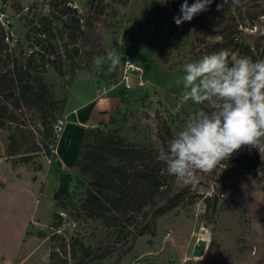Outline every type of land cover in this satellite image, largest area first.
<instances>
[{
  "label": "rangeland",
  "instance_id": "1",
  "mask_svg": "<svg viewBox=\"0 0 264 264\" xmlns=\"http://www.w3.org/2000/svg\"><path fill=\"white\" fill-rule=\"evenodd\" d=\"M16 2L20 11L11 0H0V13L9 20L6 42L10 47L21 42L27 55L37 52L32 29L46 24L49 30L38 37L48 39L46 44L54 52L52 59L61 61L62 73H59L54 64L40 55L34 58L33 76L40 77L56 102L54 109L47 107L52 109L53 117L64 122L65 104L61 102L66 101L78 75L96 81L101 94L118 93L117 108L106 121H99L88 130L101 128L135 144L161 148L157 136L160 119L175 136L191 115L202 110L204 104L182 98L184 65L204 56L200 39L219 40L217 27L204 35L188 23L170 33L173 7L165 0H130L125 6L106 0L103 14L93 22L99 41V46L93 48L83 45L72 13L64 10L65 0ZM76 2L77 16H82L86 0ZM251 2L239 1L240 11L244 12ZM259 5L264 8V2ZM246 24L245 35L264 34V17L253 26ZM113 48L122 53L119 66L109 70V62H105L98 69L95 59L106 56ZM127 59L142 69L141 73L129 76L131 90H125L121 83ZM139 77L144 81L143 87L137 86ZM83 87L77 83L75 88L78 92ZM36 119L42 132L38 113ZM16 129L10 123L0 129V264H75L78 254H74L69 244L63 247L62 240L67 243L78 238L85 246H96L112 239V231L84 215L76 220L70 208L55 207L54 194L62 175L70 177L69 195L76 194L72 196L74 203L85 194V185L76 169L64 171L56 160V143L61 133H54L53 144L48 145L49 154L44 148L30 164L14 165L7 156L6 146L9 135ZM37 137L42 141L41 133ZM228 161L210 173H197V182L193 184L178 179L179 187L188 188L184 201L160 216L155 234L138 237L132 251L117 264H264V230L255 227L257 221L264 225V174H261L264 161L260 156L253 173L230 166ZM222 187L225 191L218 195L217 214L206 217V199ZM192 196L195 197L191 200ZM55 213L64 221L59 230L53 227ZM200 239L206 241L207 247L202 257H196L193 249ZM102 264L111 262L106 260Z\"/></svg>",
  "mask_w": 264,
  "mask_h": 264
},
{
  "label": "trees",
  "instance_id": "2",
  "mask_svg": "<svg viewBox=\"0 0 264 264\" xmlns=\"http://www.w3.org/2000/svg\"><path fill=\"white\" fill-rule=\"evenodd\" d=\"M11 1L13 7L20 11L16 0ZM105 1L86 0L82 16H77L78 11L68 6L64 8L65 12L72 13L76 31L84 46H99L93 22L103 14ZM110 1L125 6L130 0ZM165 1L173 7L168 27L170 33L188 23L204 35L213 27H217L219 40H199L204 55L228 49L250 56L254 61L264 59V34L253 37L245 35L243 30L247 27L246 23L253 26L264 17V8L259 5L264 0H252L244 12L240 11L239 3L234 4L233 0H228L221 10H217V5L223 3V0H213L207 11L179 26L174 18L181 15L180 7L184 0ZM187 2L191 6L196 0ZM32 30L36 35L34 46L38 51L27 55L21 42L10 47L6 42L9 35L0 27V129L8 123L17 128L9 135L6 146L7 156L14 165L30 164L44 148L49 154L48 145L54 141L53 125L59 120L50 112L56 102L52 101L48 87L40 77L34 78L33 65L35 55H40L44 61L54 64L57 71L62 73L61 61L59 58L52 59L54 52L50 50L51 45L46 44L48 39L38 37L49 30L48 26L42 23ZM247 39H251L252 44H249ZM192 49L195 50L194 47ZM61 103L65 104L64 101ZM50 106L51 110L48 109ZM212 108L208 103L202 106L203 111H210ZM36 113L41 121L42 132L37 126ZM40 133L42 141L37 137ZM157 136L161 148H167L174 137L163 119L158 122ZM159 149L146 143H132L101 128L85 132L75 165L85 185V194L74 203L72 196L76 194L69 195L70 177L62 175L59 188L54 194L55 207L65 210L70 208L75 212L76 220L84 215L99 221L108 231H112L113 238L99 242L96 246H85L78 238H72L67 243L62 240L63 247L69 244L74 254H78L75 264H102L106 260L111 264L119 263L122 257L132 251L138 237L155 234L156 220L160 216L184 201L188 188L179 187L178 178L161 174L164 165L156 160ZM259 160L258 150L245 147L229 159L228 165L253 173L258 168ZM223 188H217L216 193L206 199V217L213 218L217 214L218 195L225 191ZM194 197L192 196L191 200ZM53 218V227L59 230L64 223L63 218L58 213H55Z\"/></svg>",
  "mask_w": 264,
  "mask_h": 264
},
{
  "label": "clouds",
  "instance_id": "3",
  "mask_svg": "<svg viewBox=\"0 0 264 264\" xmlns=\"http://www.w3.org/2000/svg\"><path fill=\"white\" fill-rule=\"evenodd\" d=\"M213 0H187L174 18L179 26L207 11ZM228 0L217 5L221 10ZM234 4L239 0H233ZM122 53L113 48L94 61L99 69L109 62V70L121 63ZM184 101L214 106L210 111L191 115L183 128L160 148L156 160L161 174L174 176L185 184L197 182V173H210L223 167L242 148L256 149L264 161V59L253 60L228 49L206 54L184 65ZM264 174V173H261ZM256 229L264 230L257 221Z\"/></svg>",
  "mask_w": 264,
  "mask_h": 264
},
{
  "label": "crops",
  "instance_id": "4",
  "mask_svg": "<svg viewBox=\"0 0 264 264\" xmlns=\"http://www.w3.org/2000/svg\"><path fill=\"white\" fill-rule=\"evenodd\" d=\"M80 83L82 91L77 92ZM79 85V84H78ZM118 93L101 94L93 79L78 75L65 101L64 125L55 149L62 170L75 168L85 132L106 118L118 106Z\"/></svg>",
  "mask_w": 264,
  "mask_h": 264
},
{
  "label": "built area",
  "instance_id": "5",
  "mask_svg": "<svg viewBox=\"0 0 264 264\" xmlns=\"http://www.w3.org/2000/svg\"><path fill=\"white\" fill-rule=\"evenodd\" d=\"M66 5L71 8L72 10L79 11L78 5L76 0H65ZM9 26V20L7 16L4 13H0V27L3 28L4 30L7 29ZM142 69L135 66L129 59L125 60L123 64V74H122V80L121 83L124 85L125 90H131L133 89L129 76H132L133 73H141ZM137 86L138 87H143L144 86V81L142 77H139L137 79ZM64 122L62 120H58L54 125H53V130L55 134H59L62 132Z\"/></svg>",
  "mask_w": 264,
  "mask_h": 264
},
{
  "label": "water",
  "instance_id": "6",
  "mask_svg": "<svg viewBox=\"0 0 264 264\" xmlns=\"http://www.w3.org/2000/svg\"><path fill=\"white\" fill-rule=\"evenodd\" d=\"M207 243L204 239L198 240L197 244L194 246L193 255L196 257H202L206 250Z\"/></svg>",
  "mask_w": 264,
  "mask_h": 264
}]
</instances>
